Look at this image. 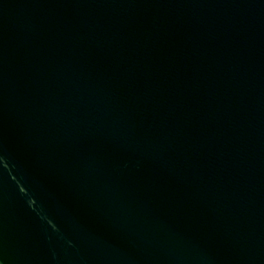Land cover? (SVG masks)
I'll use <instances>...</instances> for the list:
<instances>
[{
    "label": "water",
    "instance_id": "obj_1",
    "mask_svg": "<svg viewBox=\"0 0 264 264\" xmlns=\"http://www.w3.org/2000/svg\"><path fill=\"white\" fill-rule=\"evenodd\" d=\"M0 264H264V0H0Z\"/></svg>",
    "mask_w": 264,
    "mask_h": 264
}]
</instances>
